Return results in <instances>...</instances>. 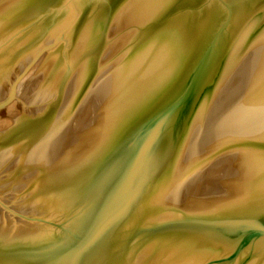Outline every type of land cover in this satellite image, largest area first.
Returning <instances> with one entry per match:
<instances>
[{
  "label": "water",
  "instance_id": "water-1",
  "mask_svg": "<svg viewBox=\"0 0 264 264\" xmlns=\"http://www.w3.org/2000/svg\"><path fill=\"white\" fill-rule=\"evenodd\" d=\"M0 264H264V0H0Z\"/></svg>",
  "mask_w": 264,
  "mask_h": 264
}]
</instances>
